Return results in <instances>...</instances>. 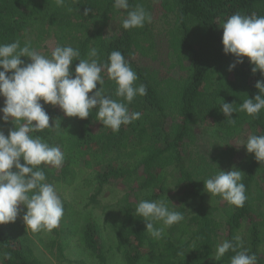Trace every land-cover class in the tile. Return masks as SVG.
Instances as JSON below:
<instances>
[{
  "label": "trees",
  "instance_id": "trees-1",
  "mask_svg": "<svg viewBox=\"0 0 264 264\" xmlns=\"http://www.w3.org/2000/svg\"><path fill=\"white\" fill-rule=\"evenodd\" d=\"M113 5L114 0H65L61 7L55 0H0V44L19 40L23 47L25 34L49 28L56 46L78 48L81 59L95 48L99 62L106 63L109 54L119 50L136 71L137 83L147 87L146 96H137L128 105L130 111L141 113L140 118L118 132L104 127L93 134L95 109L80 120L44 105L53 118L50 125L57 120V127L33 135L60 146L65 154L59 169L41 165L47 181L59 189L69 182L62 197L64 216L51 233L33 232L26 229L22 219L26 209L21 205L15 223L0 225V260L3 264H51V258L55 264H230L235 255L231 250L214 259L217 244L227 239L255 254L257 264H264V162H257L253 154L247 157L240 169L247 200L239 208L225 201L221 211L225 215L219 219L218 202L207 199L202 182L216 173V166L196 167L184 151L192 143L191 125L203 116L212 119L226 138L244 128L264 135V111L258 117L233 113L235 125L228 124L220 111V99L238 107L246 95L258 94L255 84L264 81L261 72L253 74L247 58L228 71L234 57L223 52L221 27L235 13L264 16V0H162L163 9L173 14L178 34L174 42L178 73L163 79L135 58L148 42L147 24L124 30L121 22L128 10L122 9L117 31L107 34L116 19ZM129 5V10L141 5L148 11L145 0H129ZM44 55L51 57L49 52ZM77 63L73 61V73ZM102 75L106 94L121 99L115 96V82L106 71ZM12 128L11 121L0 120L6 136ZM114 182L123 184V195L114 205H102L100 194ZM166 197L184 220L155 239L146 232L142 218L135 216V208L141 199ZM4 254L11 259H4Z\"/></svg>",
  "mask_w": 264,
  "mask_h": 264
},
{
  "label": "clouds",
  "instance_id": "clouds-1",
  "mask_svg": "<svg viewBox=\"0 0 264 264\" xmlns=\"http://www.w3.org/2000/svg\"><path fill=\"white\" fill-rule=\"evenodd\" d=\"M64 3L65 0H55L58 7ZM113 6L118 10H128L121 22L124 30L143 28L152 21L150 13L141 5L129 10V0H114ZM88 11L86 9L84 14L87 15ZM221 28L223 52L234 57L228 71H233L247 58L253 74L257 71L264 74V16L235 13ZM80 55L78 48L65 45L55 46L49 58L28 44L21 47L19 40L0 44V97L4 98L0 120L5 123L11 121L14 125L7 136L0 130V225L15 223L21 205L26 209L22 217L26 229L33 232L51 233L59 227L64 216V204L57 186L47 181L41 165L59 169L65 161V154L60 146H51L40 136L33 135L57 127V120L50 125L53 118L44 105L58 107L65 116L80 120L87 119L95 109L97 120L113 132L141 116L138 111H130L128 105L137 96H146L147 87L137 83L139 77L124 55L114 50L106 63L99 62L95 48L89 51L87 59H81ZM22 57H27L30 62L25 63ZM74 60L78 63L73 73ZM105 71L115 82V96L121 99H113L106 94L102 75ZM97 85H100L99 89ZM255 88L258 94L253 98L246 95L238 107L220 99V111L228 124L236 123L233 113L244 112L258 117L264 111V81L258 80ZM239 146L253 154L257 162H264V135H248ZM21 158L24 163H21ZM216 168L214 175L202 181L204 190L230 205L243 207L247 200L246 187L242 182L245 174L235 166L228 171ZM176 208L167 197L141 199L136 205L135 216L145 222L149 235L162 239L167 228L184 220V215ZM229 250L235 253L230 264H257L255 254H249L248 249L227 239L217 244L214 259L220 260ZM3 258L10 260L11 256L4 254Z\"/></svg>",
  "mask_w": 264,
  "mask_h": 264
},
{
  "label": "rangeland",
  "instance_id": "rangeland-1",
  "mask_svg": "<svg viewBox=\"0 0 264 264\" xmlns=\"http://www.w3.org/2000/svg\"><path fill=\"white\" fill-rule=\"evenodd\" d=\"M145 1L152 21L145 27L148 42L142 46L140 52L136 53L135 58L139 65L150 72H156L162 79L176 76L178 67L176 66L175 52L177 50L174 47V42L178 34L175 32V19L173 14L163 9L161 6L162 0ZM115 11L116 19L109 24L107 34L115 33L118 29L122 9H115ZM51 33L52 30L49 28H46L41 33L32 31L25 34V40L33 49L44 55L47 52L51 53L56 46L51 37ZM3 104L4 98L0 97V107ZM0 116H2V113H0ZM191 128L193 134L192 143L189 142L185 146L184 151L185 158L188 157L189 163L192 162V165L196 167H201L202 164H208L216 165L218 168L222 166L223 168H220L224 169L223 171H228L233 166L240 170L245 164L247 157L249 158L250 156L245 147H237V145H240L241 142L246 140L248 135L254 133L247 128H244L236 136L226 138L222 132L218 131L213 120L208 119L206 116L196 119L191 125ZM90 129L93 134H97L104 130V126L97 120L92 122ZM68 183L63 184L62 189L57 187L61 199L63 197V191H65L64 188L69 185ZM123 187V184L119 182H114V184L106 186L99 196L101 204L114 205L123 195V191H125ZM211 196V194L206 193L207 199H213L218 202L215 204V201H208L209 204H215L217 206L218 209L215 215L217 218L222 219L225 213L221 211H223L226 203L220 197L214 199ZM64 253L66 255L68 254L67 251ZM51 264H55L52 258Z\"/></svg>",
  "mask_w": 264,
  "mask_h": 264
}]
</instances>
